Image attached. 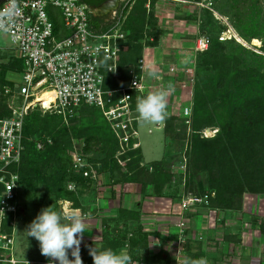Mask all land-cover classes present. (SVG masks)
I'll use <instances>...</instances> for the list:
<instances>
[{
    "label": "built area",
    "instance_id": "built-area-1",
    "mask_svg": "<svg viewBox=\"0 0 264 264\" xmlns=\"http://www.w3.org/2000/svg\"><path fill=\"white\" fill-rule=\"evenodd\" d=\"M91 9L81 0H8L0 5V37H7L11 43L8 55L0 48V56L7 55L23 64L20 72L22 82L10 81L11 84L0 87V104L8 111L7 115L0 117V264H58L49 259L31 260L17 255L16 229L17 222L21 219L18 212L22 214L23 209L19 201V177L13 168L19 165L24 151L22 128L28 112L38 109L42 114L59 115L67 124L79 107L92 106L100 110L118 142L117 157L140 147L136 127L142 121L133 108V102L153 87L155 79H151L147 73L153 69L160 74L161 64H153L142 54L135 64L124 66L128 76L125 86L106 88L107 80L121 77L120 54L126 48L128 33L123 30L124 17L118 15L117 10L112 12L110 20L100 23L98 30L94 29L89 21ZM55 22L58 23L57 27ZM225 38L219 36V40ZM230 39L237 41L234 34ZM152 42L153 38L146 37L142 43L143 51L150 50ZM208 45V38L199 37L190 49L198 54L207 50ZM163 71L168 74L167 70ZM42 93H51L52 100L47 104L44 100H39ZM189 109L188 106H182L180 114L188 117L191 114ZM203 136L206 134L203 133ZM46 142L49 143L50 139ZM41 147L42 143H37V149ZM82 147L77 141L72 142V149L68 151L71 166L74 171L81 170L82 176L94 183L101 175L88 162V156L81 151ZM66 188L70 192L76 190L70 182L66 184ZM255 198L247 197L250 202H254ZM179 200L175 213L170 199H166L167 204L158 209L162 215L175 216L172 230L175 231L173 236L177 237V241L170 244L169 232L166 230L165 237L154 236L156 231L161 233L160 227L145 229L149 248L147 253L150 256L161 254V262L140 259L133 260L134 264H183L186 256L184 233L190 224L186 216L195 214L199 207H204L208 202V195L187 194L182 195ZM59 204V212L74 209L70 201H60ZM158 210L150 212L156 215ZM82 213L87 215V212ZM206 214L211 226H217L220 220L218 211L210 208ZM227 226L232 227L230 224ZM254 227L248 219L241 222L239 229L222 231L217 247L219 252L222 248L224 253L217 260L216 256L208 252L206 258L209 264H243L238 257L241 252L227 246L224 237L237 236L242 239L239 244L242 251L245 246V231L251 228L253 230ZM255 228L258 230V227ZM97 230L99 232L100 229ZM93 237L90 239L83 236L80 248L92 243L91 240L101 239V236ZM68 258L74 259L71 250Z\"/></svg>",
    "mask_w": 264,
    "mask_h": 264
},
{
    "label": "trees",
    "instance_id": "trees-1",
    "mask_svg": "<svg viewBox=\"0 0 264 264\" xmlns=\"http://www.w3.org/2000/svg\"><path fill=\"white\" fill-rule=\"evenodd\" d=\"M90 8L96 6L97 3L88 0H81ZM136 13L128 14L123 21V30L128 33L126 40V48L120 54L119 70L121 77L114 80H107L106 88H120L128 83V76L124 70V66L135 64L142 55V43L151 33L144 32V20L142 8H136ZM90 25L98 30L102 22L97 17L89 14ZM55 26L58 23L55 22ZM264 27V23H263ZM147 34V35H146ZM146 35V36H145ZM151 46L156 44L157 36L153 35ZM255 37H251L253 39ZM214 49L205 50L198 53L202 56V62L198 65L206 66L210 69H219L220 74L216 77L218 82L213 84L209 79L201 78L200 83L209 84V89L213 90L216 106L224 107L229 114L228 119L221 125L216 137L204 139L200 137V132L213 126V120L198 115V109L193 110V148H192V168L195 173L201 171L207 174V189L198 186L197 191L190 189L184 184V193L194 196L208 195V206L212 209L219 210H241L243 209V194L254 193L255 195H264V71L260 72L255 68L248 67L243 71L229 69L227 58L222 55L221 43L230 40H219ZM210 45V41H209ZM208 45V46H209ZM255 48V47H254ZM7 55L0 56V87L11 84L5 80L6 73L21 72L23 64L20 60L9 58ZM8 61H6V60ZM260 59H264L260 56ZM226 62V63H225ZM229 80L226 82V80ZM207 82V83H206ZM197 85L196 96L201 95L199 84ZM136 102H133V108L136 109ZM200 103V102H199ZM97 110L103 118L98 108L83 105L75 110L74 115L67 124L59 115L42 114L40 110L33 109L24 117L23 120V145L24 151L18 166L13 168L19 177V201L23 213L18 212L20 221L23 226L26 221L27 206L22 201L24 197L31 194L38 186H43L47 190L48 196L54 203L53 209L58 211L57 202L59 200H67L72 203L73 208L81 209L82 212L89 210L87 204L82 203L83 192L90 187L92 182L82 176V171H74L71 166V158L68 151L72 149V142L77 141L82 144V153L88 156V162L95 168L99 175L108 172L112 177L114 170L120 166L117 160H123L124 166L128 172L125 176V182H140L143 187L146 184L151 185L156 195H161L162 188L169 182L171 173L169 168L163 164L164 160H156L146 166L143 165V155L141 148L129 150L125 154L117 157L119 151L118 142L111 132L106 122L111 136L107 138H99L96 135H87L81 129H78V122L88 116V113H94ZM88 112V113H87ZM8 114L6 107L0 104V117ZM190 115V116H191ZM187 118V117H186ZM203 119L197 121V119ZM46 120V123H42ZM102 125H100L101 127ZM199 131V132H198ZM200 137V138H199ZM50 139V142H46ZM42 143L41 149H37V143ZM107 148V150H104ZM142 164V165H141ZM190 165V164H189ZM148 166L151 171L148 172ZM190 168V166H189ZM192 172V173H194ZM192 175L191 169L189 171ZM101 175V177H103ZM70 182L76 187V190L70 192L66 188V184ZM187 186V187H186ZM46 192V193H47ZM214 192L215 197L209 198V193ZM22 193V194H21ZM50 201V200H49ZM87 206V207H86ZM92 213H95L91 211ZM139 209H122L116 210L115 218H103L101 226V238L103 241L102 249L111 248L116 251L126 250L132 257V260H144L153 262L160 260L161 254L150 256L148 253L138 254V251L147 245V234L143 233L138 226H128V222L135 221L138 218ZM252 218L254 215H251ZM250 216V217H251ZM108 222L105 223V221ZM119 221L122 223V233L115 235L109 231L111 221ZM112 221V222H113ZM253 226H257L260 235H264V218L262 222H258L256 218H249ZM104 222V224H103ZM111 232V233H110ZM120 232V231H118ZM227 242H233L238 239L237 236H226ZM16 242H18L16 238ZM236 242V241H234ZM89 244L80 248V256L83 263L91 264V256L89 255ZM127 248V249H126ZM18 250V246H17ZM19 258L24 259H40L48 260L42 254H32L30 256L20 255ZM204 256L198 255L192 258L190 254L187 256L189 260H197Z\"/></svg>",
    "mask_w": 264,
    "mask_h": 264
},
{
    "label": "rangeland",
    "instance_id": "rangeland-1",
    "mask_svg": "<svg viewBox=\"0 0 264 264\" xmlns=\"http://www.w3.org/2000/svg\"><path fill=\"white\" fill-rule=\"evenodd\" d=\"M217 13L219 16L216 29L215 27L213 28L211 24L207 27L209 36L205 38H208L210 41L208 49H214L215 46L220 43L216 39L217 36L226 37L224 40H230V36L234 34L237 43L234 41L221 43L223 49L222 55L226 57L228 61L226 66L232 69L235 65L234 68L239 71H243L248 67L255 68L260 72L264 71V59H260V56L264 57V1L232 0V8H229L225 2L220 1L218 2ZM227 30L228 32L225 33ZM251 37L255 38L251 39ZM156 38V44H153L151 47L152 49L150 48L148 51H143L142 54L145 56L146 60L151 61L153 64L160 63L162 69L159 68V70H162L163 73H160L161 79H155V84L145 95L150 91L166 89L170 83L173 85L174 91H172L168 97L167 117L164 122L150 124L142 121L137 125L136 129L138 130L139 148H141L143 155L142 164L146 166L153 161L160 159L164 160L165 162L163 164L169 168L171 178L162 188L161 195H156L153 192V187L149 184L143 187L140 182H125L124 178L128 176V172L124 166L125 162L118 159V161L121 162H117L120 167L114 170L112 177L108 175V172L103 174L104 176L101 174L103 177H100V179L92 183L90 187L83 192L84 198H82V203L85 202L89 207V210L86 211L88 216L85 213V217L88 219V229L83 236L89 237L90 239L99 234L101 236V230L98 232V230L94 228V222H97L98 229H101V227H103L101 226L103 218H115L117 209L135 208L137 210L139 209L138 218L133 222H128V226H138L141 231L143 230V233L146 231L145 229L151 230L152 226L160 227V229H162L161 233L158 234L156 231L154 232V236L159 238L160 236L165 237V232L168 231V242L171 244L177 241V237L173 236L175 231L172 230L175 216L172 214L170 216L162 215V213H159V207L162 208L163 205L167 204L166 199H170L174 207L172 210H174V213L177 212L176 207L180 201V197L182 195H187L184 193V184L187 186L190 184V189L192 188L195 191L199 188L198 186H202L204 189L208 188L206 182L208 179L207 174L203 171L195 173L192 168V148L194 142L192 135L194 131L192 126L194 124V116L191 114L192 107H194L195 104L193 110L198 109L199 113L197 117L202 115L203 119L209 118L213 120V126L198 133L200 137L211 139L217 136L221 125L228 119L229 114L227 109L223 106H216V103L213 102L215 101V99H213L214 94H216L214 93L215 91L213 92V90L211 91V89H209V84L205 85L204 83L202 85L200 80L204 78L202 80L205 81V79L211 78L212 80L209 79L208 82L212 81L215 86L218 82L216 77L220 74L219 69H210L205 65H198L202 62V56L195 54L192 49H190L198 36L191 37L186 35L181 38L177 36L166 38L157 36ZM10 47L11 43L9 39L7 37L6 39L0 37V48L4 49L5 54L8 55ZM163 69L167 70V75ZM21 75L22 73L20 72L6 73L5 80L21 83ZM228 81L227 79L226 82ZM198 83H200L199 88L202 93L198 95L197 98L196 90ZM182 106L190 107L189 111L191 116L189 115L186 118L180 114ZM203 119L198 118L197 121ZM42 123H46V120H43ZM100 125L102 126L100 127ZM77 126L78 129H81L83 133L87 135H96L104 139L111 136L106 122L102 119L97 110H94L93 114L88 113V116L86 115V117L82 118ZM203 133L206 134V136H203ZM210 135L211 137H209ZM104 150H107V148ZM93 169L95 170L94 167ZM190 169L191 173L194 172L191 176L189 173ZM150 171L151 168L148 166V172ZM46 192L47 190L44 189L43 186H38L35 191L28 194L26 197L21 193L22 201L27 206L26 221L28 222L24 226L22 221L18 220L17 222L16 238L18 242L16 243V248L18 246L20 255L30 256L35 253L41 254L39 242L33 237H28L25 230L43 208L54 207L55 202H52L53 199H51V197L48 196V192ZM242 196L243 209H231L226 211L216 209L220 220L217 226L214 227L211 226L212 223H209L206 214V211L211 208H206L208 202L204 207H199L195 214H187L186 218L189 219L188 224H190L184 233L186 235L184 243L186 256L190 254L192 258H196L198 255L206 258L209 252L215 254L217 257L216 259L219 260V257L224 253L222 248L219 252L217 247L222 231L230 230V228H232V230L239 229L241 227V222L249 218L252 220L256 218L258 222H262L264 218V195L244 193ZM249 196H255V201L250 202L247 199ZM210 197H215V193L210 192L209 198ZM160 199L163 200L160 201ZM59 202L60 200L57 202L58 208L60 206ZM156 210H158V214H151L150 211ZM251 215H254V217L252 218ZM112 221L109 225V231L114 230L113 233L115 235L122 233V223L119 221ZM220 221L223 222L220 223ZM106 222H108V220H106L105 223ZM227 224H230L232 227L227 226ZM100 236H98V238H100ZM256 236L255 234L254 237L256 238ZM215 238H217V240ZM240 240L242 239L238 238L234 239L233 242H227L229 244L227 246L237 248V251L241 252V254L238 255L239 262L245 263V255L248 252L245 251V247L241 251L239 246ZM94 241H90L92 242L90 244L91 247L103 250L102 246L104 245L102 244V238ZM224 243L226 244L225 239ZM209 248L210 250H208ZM148 249V245H146L145 248L138 251V254L144 255ZM213 250L214 252H212ZM224 251L227 252L228 250ZM156 262H161V260H156ZM91 263H93L92 258Z\"/></svg>",
    "mask_w": 264,
    "mask_h": 264
},
{
    "label": "clouds",
    "instance_id": "clouds-1",
    "mask_svg": "<svg viewBox=\"0 0 264 264\" xmlns=\"http://www.w3.org/2000/svg\"><path fill=\"white\" fill-rule=\"evenodd\" d=\"M147 75L150 78L161 79L160 74L153 69H150ZM172 91L174 87L170 83L166 89L150 91L145 96L137 97L136 112L139 119L150 124L164 122L167 117L168 97ZM87 229L88 222L81 209L58 212L52 207H47L31 221L25 232L28 237H33L39 242L41 254L49 260L58 264H83L80 243ZM69 250L74 259L68 258ZM89 255L93 264H134L132 257L123 250L116 251L111 248L100 250L90 247ZM183 264H209V262L204 257L197 260L185 258Z\"/></svg>",
    "mask_w": 264,
    "mask_h": 264
},
{
    "label": "flooded vegetation",
    "instance_id": "flooded-vegetation-1",
    "mask_svg": "<svg viewBox=\"0 0 264 264\" xmlns=\"http://www.w3.org/2000/svg\"><path fill=\"white\" fill-rule=\"evenodd\" d=\"M97 3L95 7L115 2L103 13H99V20L108 21L112 12L117 10L118 15L126 17L136 13V8H142L144 32L166 37H207L209 24L216 29L218 21L217 6L222 1L232 8V0H88ZM214 25V26H213ZM227 33V32H226ZM146 34V35H147ZM145 35V36H146Z\"/></svg>",
    "mask_w": 264,
    "mask_h": 264
},
{
    "label": "crops",
    "instance_id": "crops-1",
    "mask_svg": "<svg viewBox=\"0 0 264 264\" xmlns=\"http://www.w3.org/2000/svg\"><path fill=\"white\" fill-rule=\"evenodd\" d=\"M93 226L98 229L97 222H94ZM255 234L257 235L256 238L254 237ZM244 247L248 253L245 255V263L243 262V264H264V235H260L259 230L255 228L253 230L252 228L246 229ZM213 255L215 256V254Z\"/></svg>",
    "mask_w": 264,
    "mask_h": 264
},
{
    "label": "water",
    "instance_id": "water-1",
    "mask_svg": "<svg viewBox=\"0 0 264 264\" xmlns=\"http://www.w3.org/2000/svg\"><path fill=\"white\" fill-rule=\"evenodd\" d=\"M8 0H0V5L4 2H6ZM264 1V0H263ZM115 2L110 1L105 5L99 6V7H95L91 9V15L93 17H97L99 13H103L107 8L111 7L114 5Z\"/></svg>",
    "mask_w": 264,
    "mask_h": 264
},
{
    "label": "bare ground",
    "instance_id": "bare-ground-1",
    "mask_svg": "<svg viewBox=\"0 0 264 264\" xmlns=\"http://www.w3.org/2000/svg\"><path fill=\"white\" fill-rule=\"evenodd\" d=\"M39 100H44L45 104H47L49 101L52 100V94L51 93H42L39 95Z\"/></svg>",
    "mask_w": 264,
    "mask_h": 264
}]
</instances>
